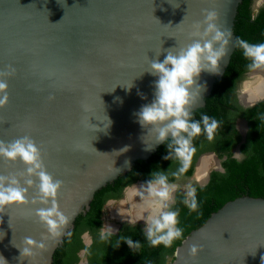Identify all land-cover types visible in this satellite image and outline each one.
<instances>
[{"label":"water","instance_id":"water-1","mask_svg":"<svg viewBox=\"0 0 264 264\" xmlns=\"http://www.w3.org/2000/svg\"><path fill=\"white\" fill-rule=\"evenodd\" d=\"M240 2L0 0V72L14 69L0 77L9 97L0 107V141L28 136L36 143L47 172L62 181L56 199L69 217L61 236L43 239L46 230L35 216L43 205L31 202L37 188L24 184L25 164L0 158V175H15L28 187V203L0 209V255L8 264H52L95 192L156 151L155 132L136 116L154 98L150 63L198 39L191 36L192 25L209 10L231 40L220 73H201L197 83L206 88L191 113L205 104L234 52ZM206 182L207 176L201 185ZM25 237L45 247L20 260L17 247ZM191 245L198 246L195 256ZM167 264H264V197L245 194L225 202L181 240Z\"/></svg>","mask_w":264,"mask_h":264},{"label":"clouds","instance_id":"clouds-1","mask_svg":"<svg viewBox=\"0 0 264 264\" xmlns=\"http://www.w3.org/2000/svg\"><path fill=\"white\" fill-rule=\"evenodd\" d=\"M203 22L192 25V37H198L191 44L177 51H167L164 59L152 60L147 71L154 76V98L151 103L142 105L136 113L138 123L143 128H151L155 132L157 144L167 143V155L165 160L175 159L179 161L180 167L174 176L182 174L187 166L190 155L195 151L192 145L193 138L199 136L203 131L209 140L213 139L218 122L208 115H202L201 120L191 119V110L200 98L201 92L205 90L206 84H198L197 81L202 72L219 74V64L227 54V46L231 40V32L227 29L221 30L216 23L217 13L206 10ZM234 46L243 51V56L250 61L247 65L249 70L264 69V43L251 44L243 39L237 38ZM11 69V66H9ZM14 72H0V77L9 76ZM132 83L127 87L131 89ZM7 80L0 78V107L8 103ZM142 99L146 97L138 92ZM203 126V127H202ZM237 160L242 159L240 153H235ZM0 158L15 162L19 159L26 166L27 179L24 184L28 187L33 185L37 188V197L31 202L39 203L43 207L35 209V216L44 226L47 238L61 236L62 230L68 225L67 217L59 208L57 195L62 186V181L55 179L49 174L43 164L41 152L36 143L28 136L16 139L11 143L0 141ZM151 179L144 184L146 193L154 198V202L163 209L159 216L151 218L145 223L143 235L147 242L155 247L163 244L165 247L172 245L173 241L182 238L183 229L179 227V212L170 209L173 201L175 185L168 182L165 172H151ZM35 177L39 181L36 184ZM28 187L21 186L15 175H0V209L12 205H23L28 203ZM143 196V193H141ZM183 203L190 211H196L198 203L196 189L190 187L186 193ZM116 231L109 226L106 233H102L101 239H108ZM70 235V233H69ZM3 237H0L2 239ZM124 242L134 251L139 249L140 242H134L130 237L121 235L113 246L118 248ZM14 246H16L14 244ZM17 247V246H16ZM43 242H37L30 237H25L23 246L17 247L20 252L19 259L30 258L34 255V249H43ZM190 254L198 253V246H190ZM0 264H8L7 260L0 255Z\"/></svg>","mask_w":264,"mask_h":264},{"label":"trees","instance_id":"trees-1","mask_svg":"<svg viewBox=\"0 0 264 264\" xmlns=\"http://www.w3.org/2000/svg\"><path fill=\"white\" fill-rule=\"evenodd\" d=\"M252 3L253 0H241L238 5L233 26L235 40L240 38L251 44L264 43V4L254 10ZM249 63L243 56L242 49L235 46L225 72L214 82L211 93L205 98V104L193 111L191 119L199 121L206 114L217 120L218 127L212 140L203 131L193 138L195 151L188 159L186 170L178 176L172 175L177 172L180 163L174 158H163L167 155L165 145L169 141L160 144L147 160H137L127 173L119 175L95 192L89 209L76 217L70 235L68 233L56 248L52 264H77L81 249L86 251V264H167L172 260L174 250L181 240L192 229L203 224L225 202L245 194L264 197V100L253 107L242 108L237 103L235 92L237 81L248 70ZM238 116L245 117L249 124L246 141L240 147L242 159L239 160L230 151L240 140L234 128V119ZM207 150L226 156L222 161L223 171H213L205 185L195 187L198 203L196 211H190L183 203L186 198L184 194H177L170 209L179 212L178 226L183 229L181 239L173 241L169 247L163 244L153 247L138 226H127L118 234H112L106 240L101 239L98 233L101 209L108 197L119 196L123 185L136 178L151 179V172H165L170 182L187 178L193 173L198 155ZM168 168L171 169L169 172ZM86 229L93 233L90 246H84L80 238V234ZM121 235L130 237L134 242L139 241V249L132 251L124 242L118 248L113 247Z\"/></svg>","mask_w":264,"mask_h":264},{"label":"flooded vegetation","instance_id":"flooded-vegetation-1","mask_svg":"<svg viewBox=\"0 0 264 264\" xmlns=\"http://www.w3.org/2000/svg\"><path fill=\"white\" fill-rule=\"evenodd\" d=\"M254 1L255 0H253V3H252V7L254 10H257L260 6H262L264 4L263 3L262 5L257 6V8H255ZM254 71L255 70H249V69L244 71L241 75V79H239L237 81V86L235 89L236 98H237V103L239 105H241L242 108L253 107L258 102L264 100V94L261 97H258L256 99L257 102L254 104H252V102H245L242 100V95L245 92L246 86H248L250 83H252V82L254 83L256 80L260 79L261 76L264 77V69H260V71H259L260 75L254 74ZM243 83H245V84H243ZM234 128H235L236 132L239 134L240 140L231 148L230 151H231V154L233 157H235V153H240L242 156V152H241L240 147L246 141L247 133L249 130V124H248L247 119L243 116L236 117L234 119ZM204 156H210L209 163L206 166V169H205L204 174H203L204 179L207 176V182H208L210 175L213 171H219V172L223 171L222 161L226 157L224 154L222 156H219L214 150H207V151L201 152L194 162L193 173L189 177L185 178V179L191 180L189 186L186 187L185 189H177V188L175 189V191L172 194L173 195V201L169 202L170 208L175 203V201L177 199V194L179 192L186 196V193L190 187L195 188L196 186H203V185H201V181H203V180L200 181L197 177L196 164L198 165L197 162H199V160ZM167 170L169 172L171 169L168 168ZM179 180H181V179H177L173 182H170V181H168V182L170 184H173V183H177ZM147 181L148 180H145L144 178H136L134 181L123 185V187L120 190L119 196L108 197L105 200V202L102 206V209H101V216H100L101 226L98 229V233L100 236L102 235V233L107 232V229L109 226L113 227V229L116 230L113 232L114 235L118 234L120 231H123L122 229H125V227H127V226H130V227L138 226L143 231L146 222H148L153 217L159 216V214L162 211L169 210V209H163L160 205H158L154 201L153 202L151 201V203H150L151 209H152V211L154 210V212H148V213H146L147 215L145 214V216H142L139 219L138 218L134 219V216L130 219H127L125 217V215H128V214L132 215L134 213V208H136L135 204L137 202H139L141 199L145 198L144 196H141L140 194H135L134 192H133L134 194L132 193V195H134V196L131 198V195L128 194V192L137 186H138V188L140 187L142 189H146V185L144 183ZM112 191H113V193L115 192L114 190H112ZM147 198L154 200V198H151L149 196ZM152 203H154V204H152ZM156 209H158V210H156ZM80 238H81V241H82L84 246H90L92 241H93V233L89 229H86L80 234ZM79 258L80 259L78 260L77 264H86L87 263L85 249H81L79 251Z\"/></svg>","mask_w":264,"mask_h":264},{"label":"bare ground","instance_id":"bare-ground-1","mask_svg":"<svg viewBox=\"0 0 264 264\" xmlns=\"http://www.w3.org/2000/svg\"><path fill=\"white\" fill-rule=\"evenodd\" d=\"M259 71H260V69H255L254 74H259ZM263 94H264V77L261 76L260 79L256 80L254 83L252 82L248 86H246L245 92L242 95V100L245 102H252V101L256 100L258 97H261ZM209 160H210V156H204L198 162L197 177L200 181L204 180L203 174H204V171L206 169V166L209 163ZM133 192L135 194H140V195H141V193H143V196L145 198L141 199L139 202H137L135 204L136 208H134V213L132 215L131 214L125 215V217L127 219H130L133 216H134V219H136V218L139 219L142 216H145V214L148 212H154V210L152 211L151 205H150L151 201L153 202L154 200L147 198L148 195L146 193V189H142L140 187L138 188V186H137V187H134L133 189H131L128 192V194L132 195ZM156 210H158V209H156Z\"/></svg>","mask_w":264,"mask_h":264},{"label":"rangeland","instance_id":"rangeland-1","mask_svg":"<svg viewBox=\"0 0 264 264\" xmlns=\"http://www.w3.org/2000/svg\"><path fill=\"white\" fill-rule=\"evenodd\" d=\"M263 3H264V0H255V1H254L255 8H257V6L262 5ZM249 80H250V79H249ZM247 82H248V81H247ZM243 84H245V83H243ZM190 182H191V180L183 178V179L179 180L177 183H173V185H175V189H176V188H177V189H185L186 187L189 186ZM133 196H134V195H131V198H132ZM131 198H130V199H131ZM152 204H154V203H152ZM168 262H170V261H168ZM168 262H167V263H168Z\"/></svg>","mask_w":264,"mask_h":264}]
</instances>
